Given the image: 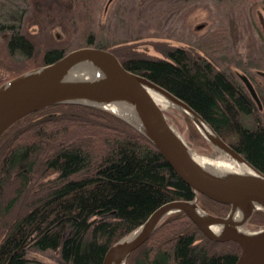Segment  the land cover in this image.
<instances>
[{
    "label": "trees",
    "instance_id": "16d2710c",
    "mask_svg": "<svg viewBox=\"0 0 264 264\" xmlns=\"http://www.w3.org/2000/svg\"><path fill=\"white\" fill-rule=\"evenodd\" d=\"M95 1L0 0V85L77 48L108 50L125 69L188 104L264 174V124L253 117L240 74L234 72L254 81L255 70L264 78V38L258 31L257 46L256 41L248 45L245 36L254 31L252 23L240 29L231 11L197 42L196 51L166 46L158 57L136 51L140 37L129 32L103 36L119 24L97 21ZM241 42L244 55L238 51ZM185 121L189 141L210 147ZM193 199L154 146L123 120L80 104L45 107L0 136V220L14 208L23 212L9 225L0 224L7 228L0 233V264H32L26 258L29 249L56 250L61 264H102L106 250L157 207ZM197 203L214 216L229 211L201 194ZM247 226L264 227V211L255 212ZM239 252L236 243L209 240L184 213H174L127 264H233Z\"/></svg>",
    "mask_w": 264,
    "mask_h": 264
},
{
    "label": "water",
    "instance_id": "95a60500",
    "mask_svg": "<svg viewBox=\"0 0 264 264\" xmlns=\"http://www.w3.org/2000/svg\"><path fill=\"white\" fill-rule=\"evenodd\" d=\"M80 70L89 72L88 76H75ZM240 79L257 100L249 80L244 76ZM60 104L102 109L123 120L154 146L194 194L193 200H173L153 210L134 231L106 250L102 264H127L158 224L174 213H184L209 240L236 243L240 252L233 264H264V227L247 229L249 218L264 211V174L220 138L188 104L125 69L112 52L86 46L0 85V136L22 117ZM166 108L189 119L214 150L248 169L217 172L205 168L197 159L199 154L170 123ZM199 194L228 205V213L220 217L203 211L197 203Z\"/></svg>",
    "mask_w": 264,
    "mask_h": 264
},
{
    "label": "rangeland",
    "instance_id": "374dc122",
    "mask_svg": "<svg viewBox=\"0 0 264 264\" xmlns=\"http://www.w3.org/2000/svg\"><path fill=\"white\" fill-rule=\"evenodd\" d=\"M263 1L264 0H96L94 6L96 9L95 18L101 24L108 25L111 22H117L119 24L116 31L105 29L102 33L103 36L107 38H112L116 35L122 37L129 32L133 38L140 37L139 40L134 42L136 51L160 57V50L166 46L183 47L190 51H196L197 42H203L206 35L214 31L218 25L224 23L226 21V15L231 11L234 13L235 17L238 18V26L240 29L245 26L249 28L247 25L252 23L254 31L251 32L247 30L245 36L248 40L252 39L251 41L249 40L248 45L256 41V45L258 46L261 43L258 31L264 38ZM243 46V42H241L238 48L239 53L242 55L245 54ZM234 72L240 74L239 77L244 76L240 70L234 69ZM253 72L255 73L254 81L249 80L246 76L244 77L249 80L257 100L251 96L246 87H244L245 84L243 81L240 80L244 84V90L252 104L250 107L253 109V117L264 124V90H262V87L264 88V78L255 70ZM257 85H259V90L257 89ZM165 111L168 114L174 113L173 116L167 114L170 123L197 154L221 161H229L211 146L203 148L199 147L197 144L191 143L188 137V124L187 121H185L187 118L173 109L166 108ZM17 205H20L19 201ZM22 214L23 212L19 210V207L14 208L1 217L0 224L4 225L8 223L9 225L15 219L21 217ZM4 228L5 227H2V225L0 226L1 234L7 229ZM260 228L263 227H247V229L251 231ZM26 258L33 262H38L39 264H61L59 253L56 250L39 252L29 249Z\"/></svg>",
    "mask_w": 264,
    "mask_h": 264
},
{
    "label": "bare ground",
    "instance_id": "6f19581e",
    "mask_svg": "<svg viewBox=\"0 0 264 264\" xmlns=\"http://www.w3.org/2000/svg\"><path fill=\"white\" fill-rule=\"evenodd\" d=\"M89 72L80 70L75 73V76L79 77H87ZM156 100L161 103L163 106L166 107V103L160 99L156 98ZM198 161L207 169L211 171H217V172H225V171H245L248 168L242 164H235L231 161H221L218 159H212L206 156L198 155L197 156Z\"/></svg>",
    "mask_w": 264,
    "mask_h": 264
},
{
    "label": "flooded vegetation",
    "instance_id": "af4514ba",
    "mask_svg": "<svg viewBox=\"0 0 264 264\" xmlns=\"http://www.w3.org/2000/svg\"><path fill=\"white\" fill-rule=\"evenodd\" d=\"M29 260V259H28ZM29 261H31L32 262V264H38V262L36 263V262H33L32 260H29Z\"/></svg>",
    "mask_w": 264,
    "mask_h": 264
}]
</instances>
